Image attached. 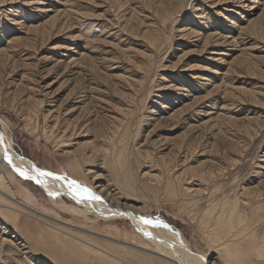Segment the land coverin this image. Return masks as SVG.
Wrapping results in <instances>:
<instances>
[{
  "label": "rangeland",
  "instance_id": "obj_1",
  "mask_svg": "<svg viewBox=\"0 0 264 264\" xmlns=\"http://www.w3.org/2000/svg\"><path fill=\"white\" fill-rule=\"evenodd\" d=\"M0 140L37 170L28 175L86 184L182 236L203 264H238L212 231L246 225L256 234L239 236L242 261L264 264L253 255L264 243V0H0ZM2 173L46 220L0 211L3 246L23 253L0 264L107 262L66 247L56 223L118 264L177 263L136 221L83 219L62 211L47 180Z\"/></svg>",
  "mask_w": 264,
  "mask_h": 264
},
{
  "label": "bare ground",
  "instance_id": "obj_2",
  "mask_svg": "<svg viewBox=\"0 0 264 264\" xmlns=\"http://www.w3.org/2000/svg\"><path fill=\"white\" fill-rule=\"evenodd\" d=\"M5 152L7 153L8 157H10V161L8 159H5ZM122 159L123 157H122L121 151H119L118 154H115L113 156V160H111V163H110L112 165V170H115L118 167V164L122 161ZM104 160L106 161V159ZM15 169L16 170L24 169L25 171H27V173H30L33 171L30 164L22 161L19 157H17V155L13 153L12 150L10 151V149L6 147L5 144L0 143V206H1L0 211L1 213H3V215H5L7 219L13 220V222H15V220L21 214L34 217L36 220H40V221L46 220L45 217L37 209L28 205L25 201L17 199L14 189L10 186L9 181L7 180L6 176L2 173V172L10 173L12 170H15ZM37 177L47 180V182L45 183L46 188L48 191H51L52 194L54 193V198L56 199L57 203H59V205L61 206L62 211L64 210L68 212L70 211L73 215H77V216L81 215L83 219H87V220H90L91 218L90 216H87V214L90 213V215L92 214L94 216L93 218L94 220H91V221H94L96 223H98L99 221L98 219L116 220V219H121L120 218L121 216L126 217L128 219H132L137 222L139 227L144 229L145 232L149 234V237L151 238L152 243H153L151 244V247L155 251H157L155 253L160 255L164 259V261L165 260L171 261L172 263L174 262L178 263V261H183L186 264H203V261L198 256L199 254L196 255V252L191 251L189 245L186 243L185 239L182 236L177 235V233L171 232V230L170 231L166 230L163 227H162L163 229H161L160 231L159 227H156L154 225L156 223H153L152 221L151 223H143V220H145V218H143V216H140L137 212L135 213L134 211L128 212L126 210L122 211V209H120L119 207L115 205L111 206L110 202L107 203L101 194H99L98 192H95L91 187L87 186L86 184L81 185L75 181L80 186L81 189H88L91 195L94 197H99L100 198L99 200L89 198L87 194L82 195L79 191L70 189L68 186L69 181L63 180V178H61L58 175L56 177H60V179H53L52 176L51 177L50 176H44V177L37 176ZM103 189H101V191H103ZM251 192H249L250 193L249 196H251ZM64 193H67L69 197L73 198L76 202H78L81 208H78L77 206H69L67 203L62 201L60 199V195ZM3 205L5 206L4 208H2ZM235 206L236 205L233 206L232 211L229 214L230 216L235 214L234 213ZM54 225H55L54 228L58 229L60 232L62 231V233L55 231V235L57 234V235H60L66 238V242L64 243V245L67 244V239H69L72 243L76 244V247L79 249L81 253L90 252V253L95 254L97 258L105 259L107 262H102L104 264H118L117 263L118 261L124 260L122 257H119L118 255L110 252L108 248L96 246V244L98 243H96L95 240L90 238V236L85 235L82 232L71 230L68 227L59 225L57 223ZM234 226H235L234 221H231V219H224L223 221H220L214 224L212 235H213V232H215V236H214L215 239L218 240L221 238L222 240V238H224V241L222 242V244H219V246H222L224 250V255H226L229 258V259L227 258L229 262L230 260L231 261L236 260L238 264H246L242 261L243 255L246 251H245V248L243 247L244 245L243 246L241 245L242 241L239 239L240 238L239 236L244 233L243 238L253 237L256 234V231L251 230L250 234L247 235V233L245 232V230L247 229L246 225L241 226L239 230H233ZM249 227L250 226H248V228ZM4 238L5 237H3V239L0 238L1 240L0 260H1L2 255L6 257H10V258H15L16 256H19L21 254L23 255L22 251L18 247H14L13 249H11V248H7L3 246L5 242L7 243L10 242V240L8 241ZM225 238L227 239L225 240ZM254 247H255V252H253L254 253L253 255H255V257L257 258H264V243L258 246H254ZM118 248L123 250L129 255H139L140 253V252H137L138 250H134L133 248H127L125 246H119ZM248 255L250 254L245 253L244 257Z\"/></svg>",
  "mask_w": 264,
  "mask_h": 264
},
{
  "label": "snow or ice",
  "instance_id": "obj_3",
  "mask_svg": "<svg viewBox=\"0 0 264 264\" xmlns=\"http://www.w3.org/2000/svg\"><path fill=\"white\" fill-rule=\"evenodd\" d=\"M5 159H8L10 161V157H8V155H7L6 152H5ZM18 171L20 172V174L22 176H24L27 179H36L37 183H43V181L40 180V179H37L36 176L28 175L27 171H25L24 169H18ZM33 171L35 172L37 170L36 169H33ZM37 176H39V177L52 176L53 179H60V177L53 176L52 173L43 172V171H38L37 172ZM68 186L72 190L79 191L82 195L83 194H87L89 198L96 199V200H99L100 199L99 197L92 196L88 189H81L80 186L75 181H69L68 182ZM143 223H151V221H149V220H143ZM145 235H149V234L148 233H145Z\"/></svg>",
  "mask_w": 264,
  "mask_h": 264
}]
</instances>
